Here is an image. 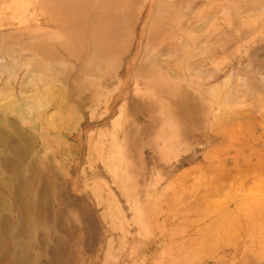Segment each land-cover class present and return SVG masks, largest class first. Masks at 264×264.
<instances>
[{"label":"rangeland","instance_id":"374dc122","mask_svg":"<svg viewBox=\"0 0 264 264\" xmlns=\"http://www.w3.org/2000/svg\"><path fill=\"white\" fill-rule=\"evenodd\" d=\"M124 1L0 0V264H264V0Z\"/></svg>","mask_w":264,"mask_h":264},{"label":"bare ground","instance_id":"6f19581e","mask_svg":"<svg viewBox=\"0 0 264 264\" xmlns=\"http://www.w3.org/2000/svg\"><path fill=\"white\" fill-rule=\"evenodd\" d=\"M81 1H82V0H81ZM114 1H115V4H116V5H117V4H118V5H119V4H120V5L122 4V2L119 3L120 0H119L117 3H116L117 0H114ZM121 1H122V0H121ZM125 1H126V0H125ZM125 1H124V2H125ZM110 2H111V1H110ZM128 2H130V1H127V3H128ZM111 3H113V2H111ZM130 3H131V2H130ZM53 4H54V2H53ZM124 4H125V3H124ZM54 5H55V4H54ZM118 5H117V6H118ZM57 6H58V5H57ZM103 6H104V5H103ZM108 6H109L110 11H111V7H112V6H111V5H108ZM110 6H111V7H110ZM117 6H115V7H117ZM207 6H208V5H207ZM115 7H114V8H115ZM123 7H124V6H123ZM63 8H64V7H63ZM121 8H122V7H121ZM121 8L119 7V8H117V10H119V9H121ZM125 8H127V7H125ZM115 9H116V8H115ZM122 9H123V8H122ZM128 9H129V8H128ZM105 10H106V9H105ZM124 10H125V9H124ZM65 11H66V10H65ZM112 11H114L113 8H112ZM203 11H204V10H203ZM63 12H64V11H63ZM97 12H99V11H97ZM105 12H107V11H105ZM114 12H115V11H114ZM116 12H118V11H116ZM116 12H115V13H116ZM125 12H126V10H125ZM134 12H135V11H134ZM68 13L70 14V12H68ZM72 13H73V12H72ZM72 13H71V14H72ZM109 13H111V12H109ZM112 13H113V12H112ZM121 13H122V12H121ZM127 13H128V12H127ZM132 13H133V12H132ZM62 14H63V13H62ZM65 14H66V12H65ZM102 14H103V11H102ZM102 14L100 13V15H102ZM123 14H124V13L119 14V15H123ZM63 15H64V14H63ZM75 15H76V14H75ZM114 15H115V14H114ZM114 15L112 14L111 16L114 17ZM135 15H136V13L133 15L134 18H135ZM60 16H62V15L60 14ZM108 16H109V14H108ZM117 16H118V15H117ZM177 16H178V15H177ZM64 17H65V16H64ZM78 17H79V16H78ZM119 17H120V16H119ZM178 17H179V16H178ZM76 18H77V17H76ZM80 18H81V17H80ZM86 18H87V16H86ZM111 18H112V17H111ZM115 18H116V16H115ZM122 18H124V17L121 16L120 21L122 20ZM131 18H132V17H131ZM134 18H133V20H134ZM106 19H108V21L111 20V19H110V16H109V18L107 17ZM112 19H113V18H112ZM116 19H118V18H116ZM116 19H113V20L115 21ZM124 19H125V18H124ZM124 19H123V20H124ZM79 20H80V19H79ZM113 20H112V22H113ZM123 20L121 21L122 23H123ZM176 20H177V19H176ZM176 20H175V21H176ZM178 20H179V19H178ZM85 21H87V20H85ZM89 21H90V20H89ZM106 21H107V20H106ZM127 21H128V19H127ZM127 21H126V23H128ZM129 21H130V20H129ZM175 21H174V22H175ZM112 22H110V24H111ZM118 22H119V21H118ZM133 22H134V21H133ZM176 22H177V24H178L179 21H176ZM176 22H175V23H176ZM212 22H214V21H212ZM72 23H74V22H72ZM85 23H86V22H85ZM93 23H95V22H93ZM100 23H101V22H100ZM119 23H120V22H119ZM119 23H118V25H119ZM122 23H121V25H122ZM210 23H211V20H210ZM86 24H87V23H86ZM90 24H91V23H90ZM131 24H132V23H131ZM213 24H214V23H213ZM118 25H117V26H118ZM125 25H127V24H125ZM83 26H85V25H82V27H83ZM102 26H103V25H102ZM106 26H107V25H105V28L107 29L109 26H108V27H106ZM114 26H116V24H114ZM128 26H129V25H128ZM128 26H127V27H128ZM152 26H153V25H152ZM152 26H151V27H152ZM79 28H80V27H79ZM85 28H86V27H85ZM109 28H110V27H109ZM112 28H113V27H112ZM114 28H117V27H114ZM114 28H113V30H115ZM118 28H119V27H118ZM124 28H125V27H124ZM96 29H97V28H96ZM98 29H99V28H98ZM101 29H102V28H101ZM101 29H99V31H100ZM126 29H127V28H126ZM149 29H150V28H149ZM152 29H153V28H152ZM93 30H94V29H93ZM130 30H131V29H130ZM153 30H154V29H153ZM104 31H106V30L104 29ZM109 31H110V29H109ZM109 31H108V32H109ZM115 31H116V30H115ZM74 32H75V31H74ZM76 32H77V31H76ZM108 32H105L106 35L108 34ZM111 32H112V31H110V33H111ZM113 32H114V31H113ZM177 32H178V30H177ZM91 33H92V32H91ZM95 33H97V31H95ZM102 33H104V32H102ZM121 33H122V31H120V34H119V32H117V34H115V35L113 36V38L117 37L118 35H121ZM260 33H261V32H260ZM76 34H78V32H77ZM100 34H101V33H100ZM125 34H126V33H125ZM74 35H75V34H74ZM97 35H99V34H97ZM97 35L95 34V36H97ZM103 35H104V34H103ZM109 35H110V34H109ZM165 35H166V34H165ZM185 35H187V33H186ZM75 36H76V35H75ZM104 36H105V35H104ZM104 36H102V37L105 39ZM107 36H108V35H107ZM110 36H111V35H110ZM122 36H125V35H122ZM122 36H121V37H122ZM3 37H4V36H3ZM45 37H46V36H45ZM98 37H99V36H98ZM108 37H109V36H108ZM108 37H107V38H108ZM109 38H110V37H109ZM111 38H112V37H111ZM119 38H120V37H119ZM122 38H123V37H122ZM122 38H121V40H123ZM187 38H188V36H187ZM91 39H92V37H91ZM94 39H95V38H94ZM94 39H93V40H94ZM116 39L118 40V37L115 38V40H116ZM188 39H189V38H188ZM201 39H202V38H201ZM219 39H220V38H219ZM93 40H92V42H94ZM99 40H100V39H99ZM125 40H126V39H125ZM128 40H129V39H128ZM189 40H191V39H189ZM119 41H120V39H119ZM169 41H171V40H169ZM172 41H173V40H172ZM32 42H33V41H32ZM116 42H117V41H116ZM114 43H115V42H114ZM119 43H120L119 45L116 43L117 48H118L119 46L122 47V44H121L122 42L120 41ZM174 43H175V42H174ZM106 44H107V43H106ZM97 45H98V44H97ZM101 45H102V44H101ZM82 46H83V45H82ZM98 46H99V45H98ZM221 46H222V45H221ZM32 47H33V46H32ZM103 48H104V47H103ZM105 48H106V47H105ZM144 48H145V47H144ZM224 48H225V47H224ZM107 49H109V48H107ZM112 55H113V54H112ZM106 57H107V59H108V56H106ZM109 57H110V56H109ZM128 58H129V57H128ZM214 58H215V57H214ZM108 60H110V59H108ZM202 69H203V68H202ZM166 71H167V70H166ZM209 74H210V73H209ZM211 74L213 75V73H211ZM214 74H216V73H214ZM169 76H170V75H169ZM208 76H209V75H208ZM168 78H169V77H168ZM184 78H186V77H184ZM163 79H164V77H163ZM209 80H210V79H209ZM211 80H212V79H211ZM178 81H179V80H178ZM169 82H170V81H169ZM160 84H161V83H160ZM160 87H162V86H160ZM171 94H173V95L180 94V95H181V94H183V93H179V92L177 91V92H173V93H171ZM175 102H176V101H175ZM176 105H177V104H176Z\"/></svg>","mask_w":264,"mask_h":264}]
</instances>
